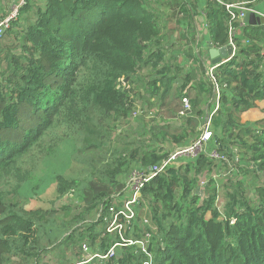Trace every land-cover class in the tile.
Wrapping results in <instances>:
<instances>
[{"label":"trees","instance_id":"trees-1","mask_svg":"<svg viewBox=\"0 0 264 264\" xmlns=\"http://www.w3.org/2000/svg\"><path fill=\"white\" fill-rule=\"evenodd\" d=\"M195 1L207 25L203 44L207 40L214 48L228 45L224 5L255 2ZM28 9L26 0L4 32L14 35L19 54L8 53L0 69V264L13 259L38 264L44 253L61 247L79 249L75 264H264V183L255 187V201L247 197L245 184L248 176L264 181V118L240 122L241 114L264 100V25L233 24L235 51L213 71L219 98L210 117L214 90L202 61L188 52L198 63L183 71L172 64L176 56L166 59L161 24L143 0H45L22 16ZM194 9L189 0L182 4L184 28L193 23ZM143 68L151 71L146 81L136 77ZM185 97L191 111L180 117L174 102ZM137 102L170 117L157 124L136 118V127L129 129L137 139L119 138L120 148H113L116 127L129 124ZM206 117L212 139L204 151L177 157L143 184L123 238L145 241L144 250L123 245L103 222L108 191L133 170L168 159L165 144L189 145ZM58 130L57 142L74 145L70 161L90 168L81 179L55 176L57 198L70 193L82 203L73 211L61 208L70 213L67 220H59L55 209H25L19 194L42 159L54 153L56 144L42 143ZM211 150L225 160L210 158ZM27 165L31 169L23 170ZM227 166L242 178L229 181L220 213L214 175ZM95 175L102 187L94 186ZM144 209L149 224L140 227ZM82 246L98 257L82 260ZM111 249V256L100 258Z\"/></svg>","mask_w":264,"mask_h":264},{"label":"rangeland","instance_id":"rangeland-1","mask_svg":"<svg viewBox=\"0 0 264 264\" xmlns=\"http://www.w3.org/2000/svg\"><path fill=\"white\" fill-rule=\"evenodd\" d=\"M26 0H1L0 1V20L4 19L6 16L14 13L16 9L21 6H24ZM28 4L31 6V12L28 11L23 13L22 16H26L27 14L33 13L36 7H43L45 4V0H27ZM187 2V0H143V5L147 8L152 9L158 17V21L161 24V32H162V40L160 45L163 47L165 52L166 59H171L172 55L176 56V59L172 64H180L182 70H190L194 65L198 62L193 60V57H188L189 53L195 56L197 59H206L207 54L203 53L204 44H201V39H197L196 29L191 23V25H185L184 28L180 23L183 24L184 15L181 12L182 4ZM192 6L195 7V18L198 20L200 15L199 7L195 0H189ZM17 11V10H16ZM18 19L17 13L15 19ZM20 29L14 27L13 31L17 32ZM203 43V42H202ZM17 47V40L14 38L13 34L7 35L3 34L0 38V69L4 68V58L5 56L10 54H19V49ZM200 55V57L198 55ZM198 56V57H197ZM3 60V61H2ZM207 67V62H205ZM151 75V71L149 68L141 69L136 77H140L143 80H147V78ZM179 81V80H178ZM179 83V82H178ZM140 88V84L137 85ZM136 115H132L129 119V124L119 123L116 127L117 131H115L113 135V148H120L121 140H132L137 139L135 135H132L130 129H134L137 124L138 117L144 119V123L146 124H157L162 120L169 119L170 115L165 110L159 109H149L144 103L137 102ZM181 103L177 99L174 102V107L178 111L180 109ZM130 128V129H129ZM202 129V127H201ZM62 137V130H58L56 132L55 137H48L42 143L43 146H54L56 149L54 153L44 159L37 165L33 177L26 182L19 191L21 197L25 199L24 207L25 209H43L50 210L55 209L58 211V218L67 220L68 215L70 213H65L61 211V208H70L72 211L76 209L79 205H81V201L74 194H67L61 198H57L55 193V176L58 174H63L66 178H77L81 179L84 175L85 170H90L87 168V165L83 162H73L70 161L71 154L73 152L74 145L71 141H63L57 142L56 140ZM171 153L176 151L177 148H173L170 144H165L164 146ZM98 155H94V158L97 159ZM69 157V158H68ZM184 159L185 156H179ZM69 161V162H68ZM242 165V164H241ZM98 168V165H95ZM232 167V166H231ZM231 167L220 168L215 171L214 179L216 181L217 187V200L215 202V207L218 209L220 213L223 212L224 206L226 204V196L225 192L228 188L229 181H236L242 178L241 174H237V170L232 175L230 171ZM31 169L30 166H25L23 170ZM246 177V176H245ZM98 177L95 175L94 177V186L102 187L101 183H98ZM244 181V180H243ZM247 197L251 201H255V187L263 185L264 181L262 178L254 179L253 176H248L245 178ZM100 184V185H99ZM123 183L115 190L108 191L109 198H114L119 195L121 192ZM132 187L130 186V190ZM122 202V201H121ZM120 202H118L119 204ZM117 204V205H118ZM143 214L138 216V225L141 227L144 220L148 221L149 218L145 215V209L142 210ZM68 214V215H67ZM94 217H98V213H95ZM209 214H207V218ZM134 222V221H133ZM133 224V223H132ZM124 231H121L123 235ZM87 251L85 252L83 249L81 250L80 257L81 259H85L87 255H92L89 248L86 246ZM80 253L77 248H65L61 247L59 249H54L48 253H44L38 264H75L78 261L77 254ZM12 264H23L19 263L17 259L12 260ZM35 264V263H32Z\"/></svg>","mask_w":264,"mask_h":264},{"label":"built area","instance_id":"built-area-1","mask_svg":"<svg viewBox=\"0 0 264 264\" xmlns=\"http://www.w3.org/2000/svg\"><path fill=\"white\" fill-rule=\"evenodd\" d=\"M258 1V0H255ZM263 1L264 0H259ZM225 10L227 11V14L229 16L228 20V45H231L233 48V55L235 51V46L232 42V37L235 32V27L233 26L234 23H238L240 25L243 24V18L247 13H255L256 11L252 7H248L246 3H231V4H225ZM17 10V9H16ZM11 13L10 15L6 16L4 19L0 20V38L4 34L5 30L9 27V23L15 19L16 12ZM193 25L197 32V39H201V41L206 38L207 36V25L203 16V13H201L198 17V20H196L195 17H193ZM202 41V42H203ZM201 42V43H202ZM209 43H207L208 45ZM207 47V46H206ZM224 48V47H223ZM220 49V48H217ZM228 59H224L222 63H225L228 61ZM205 73L207 77L210 79V81L213 84V93H214V111L210 114L211 115L216 111L217 109V101L219 98V88L216 85L215 78L213 76V71L217 66H212L209 64L208 59H201ZM205 62H207V67ZM124 86L125 84L122 83ZM191 111V106L188 98H183L181 100V107L178 112L180 117H186ZM132 115H136V112H134ZM200 128V135L194 139L189 145L178 148L176 151L170 153L168 159L162 161L159 165H155L153 167H149L147 169L142 170H133L129 173V175L126 177L123 188L119 195L114 198H110V201L108 203V216L103 218V222L106 223V232L107 233H118L120 236L121 242L123 245H136L140 247L142 250H144L145 247V241H132V240H126L123 238V235L121 234V231L127 227L130 226L135 217L134 212V206L138 204V201L140 199V191L143 187V184L151 180L153 177H155L157 174L164 171V169L171 164L177 157L183 155V156H190L195 157L198 153L203 152L205 149L206 144L212 139V133L210 131V118L208 117V124L206 128L204 129L203 125ZM208 156L216 161H223L225 160L223 156L218 154L216 150H211L208 152ZM130 186L132 189L130 190ZM122 201V202H121ZM118 202H120L118 204ZM118 204V205H117ZM144 223H147L146 220H144ZM116 246V245H115ZM114 246V247H115ZM82 249L86 252L87 248L86 246H82ZM113 254V250L111 249L108 252V255L100 257L101 259H107L108 256H111ZM98 257V255L92 254L87 255V257L84 259L86 262L90 261L91 259Z\"/></svg>","mask_w":264,"mask_h":264},{"label":"water","instance_id":"water-1","mask_svg":"<svg viewBox=\"0 0 264 264\" xmlns=\"http://www.w3.org/2000/svg\"><path fill=\"white\" fill-rule=\"evenodd\" d=\"M243 24L249 26H261L264 25V17H259L255 13H247L243 18ZM208 57L210 59V64L212 66H219L222 64L224 59H230L233 56V48L231 45H227L224 48H214L212 44H208L206 47ZM208 124V118L203 120V127L206 128ZM217 145V142H215Z\"/></svg>","mask_w":264,"mask_h":264},{"label":"crops","instance_id":"crops-1","mask_svg":"<svg viewBox=\"0 0 264 264\" xmlns=\"http://www.w3.org/2000/svg\"><path fill=\"white\" fill-rule=\"evenodd\" d=\"M1 1V0H0ZM252 8L256 11V15L259 17H264V2L263 1H255L252 4ZM182 26L183 24L180 23ZM184 27V26H183ZM186 28V27H185ZM207 40L205 45L207 46ZM203 44V43H201ZM206 46L204 48V51H206ZM205 53V52H203ZM208 62L210 64V59L207 57ZM264 100L263 101H257L256 102V107L254 109H251L240 116V122L245 123V122H256L259 120H262L264 118Z\"/></svg>","mask_w":264,"mask_h":264}]
</instances>
